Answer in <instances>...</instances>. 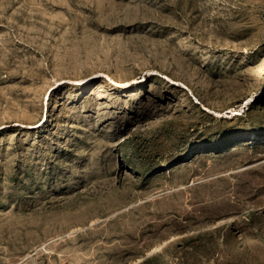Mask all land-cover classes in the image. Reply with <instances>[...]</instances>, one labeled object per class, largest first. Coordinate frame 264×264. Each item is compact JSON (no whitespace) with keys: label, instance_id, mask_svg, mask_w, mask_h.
I'll use <instances>...</instances> for the list:
<instances>
[{"label":"rangeland","instance_id":"obj_1","mask_svg":"<svg viewBox=\"0 0 264 264\" xmlns=\"http://www.w3.org/2000/svg\"><path fill=\"white\" fill-rule=\"evenodd\" d=\"M67 2L0 0V264H264V0Z\"/></svg>","mask_w":264,"mask_h":264},{"label":"bare ground","instance_id":"obj_2","mask_svg":"<svg viewBox=\"0 0 264 264\" xmlns=\"http://www.w3.org/2000/svg\"><path fill=\"white\" fill-rule=\"evenodd\" d=\"M98 1H99V0H98ZM167 1H168V0H167ZM189 1H190V3H191L192 5H194V0H189ZM66 2H67V0H66ZM96 2H97V0H96ZM134 2H135V1H134ZM134 2H132V3L134 4ZM137 2H138V1H137ZM137 2H135V3L138 4ZM154 2H157V1H154ZM183 2H185V0H183ZM208 2H209V1H207V3H208ZM67 3H68V2H67ZM149 3H150V2H149ZM149 3H148V4H149ZM161 3H162V2H161ZM166 3H167V2H166ZM96 4L98 5L99 3H96ZM114 4H115V3H114ZM114 4H113V5H114ZM136 4H135V5H136ZM148 4H147V5H148ZM167 4H168V3H167ZM79 5H80V4H79ZM127 5H128V3H127ZM135 5H134V6H135ZM136 6H137V5H136ZM136 6H135V7H136ZM155 6H157V5H155ZM172 6H173V5H172ZM97 7H98V6H97ZM129 7H130V6L128 5V8H129ZM153 7H154V6H153ZM160 7H161V4H160ZM102 8H103V7H102ZM113 8H114V7H113ZM124 8H127V7L124 6ZM162 8H163V7H162ZM136 9H137V8H136ZM136 9H135V10H136ZM98 10H100V9H98ZM127 10H128V9H127ZM131 10H133L132 7H131ZM135 10H134V11H135ZM138 10H139V9H137V10L135 11V13H137ZM149 10H150V9H149ZM207 10H208V9H207ZM212 10H213V9H212ZM134 11H133V12H134ZM162 11H163V10H162ZM168 11H169V10H168ZM129 12H130V10H129L128 12H126V13H129ZM131 12H132V11H131ZM133 12H132V13H133ZM138 12H139V11H138ZM156 12H157V11H156ZM203 12H204V11H203ZM214 12H215V11H214ZM132 13H130V14H132ZM142 13L144 14V12H142ZM187 13H188V12H187ZM108 14H109V13H108ZM146 14H147V13L145 12L144 15H146ZM157 14H158V13H157ZM203 14H204V13H203ZM210 14H211V12H210ZM125 15H127V14H125ZM125 15L123 16V18L125 17ZM132 15H133V14H132ZM144 15H143V18L145 17ZM127 16H128V15H127ZM141 16H142V15H141ZM132 17L135 18V17H137V16L135 15V16H132ZM132 17H130V16L125 17V19H123L122 21H120V22L118 21L119 24H118V22H114V23H115V24L117 23L118 26L122 28V30H126V27L128 26V24H127L128 21H127V20H128V18H132ZM138 17H139V16H138ZM146 17H147V16H146ZM146 17H145V18H146ZM133 18H132V19H133ZM148 18H149V17H148ZM100 19H101V18H100ZM136 19H137V18H136ZM205 19H206V18H205ZM64 20H65V19H64ZM93 20H94V19H93ZM130 20H131V19H130ZM134 20H135V19H134ZM149 20H150V19H149ZM66 21H67V20H66ZM66 21H65V22H66ZM136 21H137V20H135V23H136ZM141 21H142V20H141ZM153 21H154V20H153ZM156 21H157V20H156ZM204 21H205V20H204ZM158 22H159V21H158ZM186 22H187V21H186ZM205 22H206V21H205ZM207 22H208V21H207ZM210 22H211V21H210ZM83 24H84V22H83ZM115 24H114V26H115ZM117 24H116V25H117ZM187 24H188V23H187ZM215 24H216V23H215ZM100 25H101V24H100ZM130 25H131V24H130ZM148 25H149V24H148ZM106 26H107V25H106ZM112 26H113V25H112ZM188 26H190V25H188ZM211 26H212V25H211ZM109 27H111V26H109ZM130 27H131V26H130ZM143 27H144V26H143ZM143 27H141V28H143ZM178 27H179V26H178ZM182 27H183V26H181L180 28H182ZM184 27H185V26H184ZM186 27H187V26H186ZM12 28H13V27H12ZM117 28H118V27H117ZM167 29H169V28L166 27V30H167ZM175 29H176V28H174V30H175ZM95 30H96V29H95ZM186 30H187V28H186ZM189 30H190V29H189ZM12 31H13V30H12ZM18 31H19V30H18ZM169 31H171V30H169ZM177 31H178V30H177ZM182 31H183V30H182ZM190 31H191V30H190ZM228 31H229V30H227V32H228ZM122 32H123V31H122ZM174 32H175V31H174ZM175 33H176V32H175ZM212 33H213V32H212ZM228 33H229V32H228ZM130 34H131V32H130ZM183 34H184V33H183ZM186 34H188V33L186 32ZM171 35H172V34H171ZM214 35H215V34H214ZM180 36H181V35H180ZM187 36H188V35H187ZM118 37L121 38V36H118ZM118 37H116V38H118ZM128 37H129V36H128ZM212 37H213V36H212ZM62 38H63V37H62ZM86 38H87V37H86ZM83 39H84V38H83ZM128 39H129V38H128ZM131 39H132V38H131ZM79 40L81 41V39H79ZM79 40H78V41H79ZM87 40H89V39H87ZM90 40H91V39H90ZM99 40H100V39H99ZM101 40H102V38H101ZM150 40H151V39H150ZM196 40H197V39H196ZM198 40H199V39H198ZM198 40H197V41H198ZM208 40H209V38H208ZM74 41H75V40H74ZM60 42H61V40H60ZM102 42H103V41H102ZM105 42H106V41H105ZM111 42H112V41H111ZM147 42H149V40H148ZM191 42H193V41H191ZM200 42H201V41H200ZM200 42H199V43H200ZM204 42H205V41H204ZM208 42H209V41H208ZM58 43H59V42H58ZM88 43H89V41H88ZM117 43H118V42H117ZM132 43H133V42H132ZM188 43H189V42H188ZM193 43H194V42H193ZM74 44H75V43H74ZM85 44H86V42H85ZM118 44H119V43H118ZM130 44H131V43H130ZM138 44H139V43H138ZM173 44H174V43H173ZM185 44H186V43H185ZM189 44H190V43H189ZM204 44H205V43H204ZM206 44H207V43H206ZM215 44H216V43H215ZM100 45H101V41H100L99 46H100ZM108 45H109V44H108ZM108 45H107V46H108ZM119 45H120V44H119ZM192 45H194V44H192ZM192 45H191V46H192ZM198 45H199V44H198ZM212 45H213V44H212ZM77 46H78V45H77ZM111 46H112V45H111ZM117 46H118V45H117ZM150 46H151V45H150ZM181 46H183V44H182ZM185 46H186V45H185ZM92 47H93V46H92ZM118 47H119V46H118ZM118 47H117V48H118ZM120 47H121V46H120ZM120 47H119V50L121 51L123 47H122L121 49H120ZM133 47H134V45H133ZM177 47H178V46H177ZM189 47H190V46H189ZM198 47H199V46H198ZM202 47H203V46H202ZM208 47H209V46H208ZM77 48H78V47H77ZM90 48H91V47H90ZM109 48H110V47H109ZM180 48H181V47H180ZM180 48H179V49H180ZM210 48H211V47H210ZM92 49H94V47H93ZM103 49H104V48H103ZM113 49H114V47H113ZM115 49H116V48H115ZM126 49H127V48H126ZM134 49H135V48H133L132 50H134ZM161 49H162V48H161ZM171 49H172V50H176L175 47H173V48H171ZM182 49H183V48H182ZM185 49H186V48H185ZM198 49H199V48H198ZM213 49H215V48H213ZM80 50H81V47H80ZM85 50H86V49H85ZM96 50H97V49H96ZM96 50H95V51H96ZM119 50H118V51H119ZM189 50H190V49H189ZM196 50H197V48H196ZM103 51H104V50H103ZM110 51H112V50L109 49V52H110ZM128 51H129V50H128ZM128 51H127V53H128ZM140 51H141V50H140ZM92 52H94V51H92ZM104 52H108V48H107V51H104ZM116 52H117V51H116ZM125 52H126V50H125ZM141 52H142V51H141ZM179 52H180V51H179ZM81 53H82V52H81ZM95 53H96V52H95ZM102 53H103V52H102ZM118 53H119V52H118ZM121 53H122V52H121ZM127 53H126V55H127ZM191 53H192V52H191ZM191 53H190L189 51H185V52H184L185 56H186L188 59L191 58ZM103 54H104V53H103ZM109 54H112V53H109ZM109 54H108V55H109ZM130 54H131V53H130ZM143 54H144V53H143ZM150 54H151V53H150ZM92 55H93V54H92ZM115 55H116V53H115ZM123 55H124V52L122 53V56H123ZM139 55H141V54H139ZM160 55H161V54H160ZM96 56H97V53H96ZM98 56H99V55H98ZM104 56H106V55H104ZM116 56H117V55H116ZM128 56H129V55H128ZM136 56H137V55H136ZM136 56H134V57L137 58V60H138V57H136ZM150 56H151V55H150ZM183 56H184V55H183ZM86 57H87V56H86ZM106 57H107V56H106ZM110 57H111V56H109L108 58H110ZM117 57H118V56H117ZM144 57H145V56H144ZM155 57H156V56H155ZM175 57H176V56H175ZM80 58H81V57H80ZM95 58H96V57H95ZM103 58H104V57H103ZM114 58H116V57H114ZM122 58H123V57H122ZM164 58H165V57H164ZM187 58H186V59L183 58L182 61H183L184 64L187 63V61H188ZM199 58H200V57H199ZM116 59H117V60H115L116 63H118V62H117L118 59L121 60V58H116ZM128 59H129V58H128ZM141 59H142V58H141ZM149 59H150V58H149ZM176 59H177V58H176ZM80 60H81V59H80ZM99 60H100V59H99ZM108 60H111V59H108ZM166 60H167V59H165L164 61H166ZM172 60H173V59H172ZM97 61H98V60H97ZM105 61H106V60H103V62H105ZM115 61H114V62H115ZM128 61H129V60H128ZM138 61H139V60H138ZM147 61H148V60H147ZM154 61H155V60H154ZM106 62H107V61H106ZM114 62H113V63H114ZM121 62H124V61H121ZM140 62L143 63V60L140 61ZM199 62H200V61H199ZM116 63H115V64H116ZM148 63H149V62H148ZM134 64H135V62H134ZM130 65H131V64H130ZM136 65H137V64H136ZM193 65H194V64H193ZM187 68H189V67H187ZM187 71H188V70H187ZM129 73H130V72H129ZM190 76H192V75H190ZM96 88H97V87H96ZM86 89H87V88H86ZM238 93H239V92H238ZM228 97H229V96H228ZM227 99H228V98H227ZM233 99H234V97H233ZM229 101H230V100H229ZM44 117H45V116H44ZM45 121H47V119H46ZM103 174H104V175L110 174V170H104ZM108 176H109V175H108ZM106 178H108V177H106ZM101 183H102V182H101ZM90 190H91V189H90ZM88 191H89V190H88ZM89 192H90V191H89ZM87 193H88V192H87ZM89 194H90V193H89ZM89 194H88V195H89ZM79 195H80V194H79ZM82 195L84 196V194H82ZM74 196H75V195H74ZM74 201H75V200H74Z\"/></svg>","mask_w":264,"mask_h":264}]
</instances>
